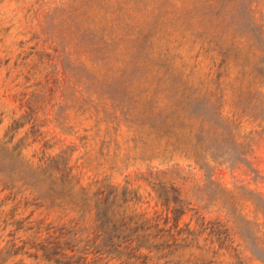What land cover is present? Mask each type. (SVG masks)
I'll return each instance as SVG.
<instances>
[{"label": "rangeland", "instance_id": "1", "mask_svg": "<svg viewBox=\"0 0 264 264\" xmlns=\"http://www.w3.org/2000/svg\"><path fill=\"white\" fill-rule=\"evenodd\" d=\"M121 1L0 0V264H47L30 254L28 234L14 221L62 214L34 198L20 179L24 160L37 163L52 155L82 164L85 182L110 178L120 199L132 198V209L161 210L160 193L171 206L188 203L179 225L196 230V240L171 255L152 251L145 264H264V217L245 200L248 189L264 194V122L238 115L222 136L206 128L207 121L221 125L219 112L224 120L235 118L236 70L223 77L217 95L221 56L201 50L197 90L187 98L182 22L162 25L155 38L153 58L167 56L168 64L124 57L117 46L113 59H103L98 44L107 25L117 33ZM162 2L182 9L172 0H141L136 21L151 20ZM231 134L244 161L210 158L212 178L182 155L184 141L206 153L230 142ZM217 197L236 199L237 217ZM69 200L67 192L57 202Z\"/></svg>", "mask_w": 264, "mask_h": 264}, {"label": "trees", "instance_id": "2", "mask_svg": "<svg viewBox=\"0 0 264 264\" xmlns=\"http://www.w3.org/2000/svg\"><path fill=\"white\" fill-rule=\"evenodd\" d=\"M172 1L182 9L162 2L160 13L144 22L135 19L141 0H122L117 33L108 32V25L103 28L102 41L98 44L102 58L113 59L117 46L119 53L123 49L124 57L168 64L167 56L153 58L155 38L162 25L182 22L183 85L187 98L197 90L195 77L201 50L207 54L217 51L221 56L215 82L217 95L224 90L223 77L229 75L231 68L236 70L234 85L239 94L235 101V118L231 122L224 120L219 112L221 125L216 127L217 120L207 121L208 134L222 136L227 129L231 131L238 115H244L251 122H264L263 0H182V4L179 0ZM163 31L170 33L166 27ZM89 52L93 59V48ZM219 100L221 106L222 98ZM234 137L231 134V141L223 143L230 150L219 142L205 149L206 153L198 144L184 141L182 155L212 178L214 166L210 158L215 163L230 165L244 161V151L239 149L242 146ZM39 160L37 163L24 160L27 169L20 179L34 198L48 202L50 209L60 207L62 214L52 220L27 215L14 223L28 234L29 247L33 248L30 254L46 260L47 264H145L152 251H163L167 256L196 240V230L189 224L184 229L179 225L180 218L188 211V203L171 206L170 200H164L160 193L161 210L151 214L132 209L129 205L132 198L120 199L119 186L110 178L95 177L85 182L82 164L73 162L72 157L52 155ZM218 189L226 188L218 184ZM156 190L163 192V189ZM248 190L250 195L245 200L251 201L264 217V194ZM67 192L71 202L58 203ZM215 202L237 217L236 199L217 197ZM88 215H92L91 221ZM182 232L186 234L183 239Z\"/></svg>", "mask_w": 264, "mask_h": 264}]
</instances>
